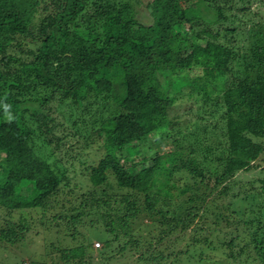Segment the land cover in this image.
Masks as SVG:
<instances>
[{
  "label": "trees",
  "instance_id": "obj_1",
  "mask_svg": "<svg viewBox=\"0 0 264 264\" xmlns=\"http://www.w3.org/2000/svg\"><path fill=\"white\" fill-rule=\"evenodd\" d=\"M141 6L150 22L140 19ZM262 14L264 0H0V245L21 243L34 225L23 215L15 220L19 210H40V224H49L52 196L72 183L76 158L64 147L67 128L56 132L53 104L81 113L97 104L95 112L107 115L95 120L97 140L86 139L82 150L101 141L90 169L112 175L117 190L108 180L89 188L69 224L100 222L105 250L125 238L116 252L136 257L127 264H220L217 255L225 264H264V175L259 186L238 176L260 167L264 154ZM194 67L202 73L190 81ZM144 70L164 77L165 100L144 90L134 74ZM185 86L205 106L185 112L194 117L183 130L170 110ZM141 157L157 163L142 181L134 173ZM181 173L189 182L179 187ZM175 195L184 198L178 207ZM142 213L159 216L154 238L134 236ZM191 226L201 234L172 250ZM88 251L80 243L50 264H90Z\"/></svg>",
  "mask_w": 264,
  "mask_h": 264
},
{
  "label": "rangeland",
  "instance_id": "obj_2",
  "mask_svg": "<svg viewBox=\"0 0 264 264\" xmlns=\"http://www.w3.org/2000/svg\"><path fill=\"white\" fill-rule=\"evenodd\" d=\"M139 14L142 21L150 22L152 20L147 19L149 17V12L144 6L139 7ZM249 17L252 19V14ZM262 17H264V14H262ZM255 19H258V17H255ZM249 20L247 21V25L251 24ZM247 39L248 41L245 43L250 42L249 37ZM21 56L24 58L25 54H21ZM201 73L202 69L200 67H194L190 71L186 72L190 81L198 78ZM134 74L141 82L140 84L143 86L144 90L149 93V96H151L152 99L154 97H161L164 100L166 99V95L162 88V78L164 79V77H160V75L155 74V72L150 70L135 72ZM181 75L182 73L177 76L173 75V78H179ZM154 91L156 94L153 95ZM183 91L184 93L178 96L176 101L173 103L170 113L172 115L176 114L180 120L176 127H180L185 130L186 125H189L187 124L189 123V118L194 117L191 112H194L199 106L201 107V105H205L202 104L203 99L199 93H195L192 97L188 96L189 88L186 86L183 87ZM216 92L217 91H212L210 93L212 97L215 96ZM151 97L149 98L151 99ZM53 106L55 107L54 115L57 117V122L59 123L56 132L63 135V130L67 128L66 133H68L69 136L66 138L64 147L71 150L72 159L76 158L73 164L68 165L72 183L70 184V188L64 187L58 194L59 196H52L51 205L44 211L45 218L49 220V224L45 226L40 224V210L22 209L13 214L15 220L18 219L20 215H23L25 220L31 221L34 225L30 227L29 232L26 233V237L21 243L13 245L7 243L0 245V264H50L52 256L55 255L59 257L62 250L77 246L80 243H85V245L91 246V251L88 252L89 255L92 254L93 261L90 264L135 263V256H129V259H127L128 256H123L122 254L116 252L120 246L126 242L125 238H122L119 241H114L108 250L104 249L106 234L104 233V226L100 222L97 223V228H92L89 225V218H86L75 228L68 222L69 213L73 210L74 206H77L80 203L83 198L82 195L85 194L89 188H92V186L104 187L106 185L105 180H108L113 185L114 190H117V185L112 175H109L107 178L105 176H96L92 174L90 169L92 164H97L100 155H102L101 141H94L95 143L92 145L91 149L88 148L85 151L82 150L86 139H90L89 141L94 139L97 140V135L94 131L98 127V123H96L95 120L104 118L107 114L104 112H95L97 106L99 108V105L97 104L92 106V110L90 112L83 111V113L80 112L82 110L73 109L74 107L71 108L69 103L59 104L56 102ZM188 110H191V112H188L189 114H185ZM92 113H97V115L94 114V117H92ZM74 119H82L84 121V123L80 124V128L79 126L74 125ZM78 128L80 130L78 134L79 136H77V134L73 136L74 132L77 131ZM259 141L264 143V139H259ZM169 148V144L164 146V151ZM63 153L64 150H62V154ZM122 153L127 157L129 156V152L126 150H123ZM141 159L142 157L135 160L137 165L134 169V173L140 181H142L145 177L152 175L157 164L150 160L147 162L142 161ZM255 164L260 167H255L256 169H252L250 171L240 172L238 173V176L246 181L256 179L257 181H255L254 185L259 186L262 183L261 178L264 175V154L256 161ZM81 179H83V182H79ZM174 179L177 181V184H179V187L184 186L185 182H189L184 173L174 175ZM114 190L110 188L109 192L113 193L115 192ZM174 192L178 193V190H174ZM259 201L261 202L260 205H262L260 208L264 220V197H261ZM183 202L184 198L182 195L179 197L175 195L172 206L178 207ZM63 212L68 213L67 218L54 219ZM158 218V215L149 216L146 213L140 214L132 224L134 236H145L148 239L157 236L159 226ZM212 221L213 219L210 223ZM4 224L5 220L3 218V214L0 212V225L3 226ZM192 228L194 227L191 226L188 230L182 233L179 243L177 245H173L172 250L187 248L189 243H191L190 240L192 237L195 235L199 236L201 234H196V231ZM97 242H100L101 245L100 248L96 249L95 243ZM101 251H106L103 256L101 255ZM167 251L169 252V249L166 250V252ZM216 257L217 258H214L213 260H218L220 264L227 263L225 262L226 259H223L221 255H217ZM88 262L86 260L84 264H89Z\"/></svg>",
  "mask_w": 264,
  "mask_h": 264
},
{
  "label": "built area",
  "instance_id": "obj_3",
  "mask_svg": "<svg viewBox=\"0 0 264 264\" xmlns=\"http://www.w3.org/2000/svg\"><path fill=\"white\" fill-rule=\"evenodd\" d=\"M100 245H101L100 242L95 243V246H96V247H98V246H100Z\"/></svg>",
  "mask_w": 264,
  "mask_h": 264
}]
</instances>
